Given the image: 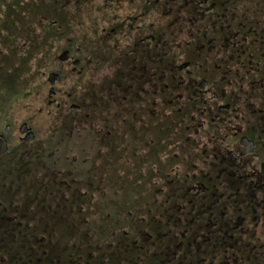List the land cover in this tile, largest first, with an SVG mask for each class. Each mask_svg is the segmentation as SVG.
Returning a JSON list of instances; mask_svg holds the SVG:
<instances>
[{
	"label": "flooded vegetation",
	"instance_id": "flooded-vegetation-1",
	"mask_svg": "<svg viewBox=\"0 0 264 264\" xmlns=\"http://www.w3.org/2000/svg\"><path fill=\"white\" fill-rule=\"evenodd\" d=\"M100 4L52 71L73 143L0 133V264H264V0Z\"/></svg>",
	"mask_w": 264,
	"mask_h": 264
},
{
	"label": "rangeland",
	"instance_id": "rangeland-1",
	"mask_svg": "<svg viewBox=\"0 0 264 264\" xmlns=\"http://www.w3.org/2000/svg\"><path fill=\"white\" fill-rule=\"evenodd\" d=\"M33 1L35 0H22L18 8H15L12 6L13 0H0V133L4 131L6 124H10L8 135L11 138V145L21 144L20 128L24 122H28L36 134V140L31 144L70 145L73 142L68 140L69 138L65 139L70 129L67 123V119L70 118L69 112L63 117L56 104H48L49 91L54 86V83L49 82L48 75L62 68L57 57L64 49L69 36L74 38L73 54L85 56L83 46L79 52L76 51V47L83 44L84 33L90 27L87 20L94 17V15L86 17V12L92 6L102 7L100 2L103 3V0H95L96 4L91 5L87 2L82 6H76V0H43L44 5L49 8L46 13L51 14L53 11L62 27L59 28L57 36L40 49L38 44L43 41V27L39 25L40 15L38 14L37 18L29 17L28 8ZM12 9L16 17L7 18V12H11ZM101 10V13H97L99 25L104 24L100 23V19L107 21L106 18H102L105 9ZM104 15L106 17L111 13L105 11ZM21 18L23 21L20 23L18 21ZM45 23H49V20H45L42 25ZM60 32L64 34L60 35ZM38 50L42 51L37 54ZM42 53L47 54L41 57ZM65 70L69 69L65 67ZM106 74L105 71H96L90 79L86 77L81 79L80 86L76 77L64 78L55 84L58 93L53 98L57 99L58 103L64 102L67 100V92L76 89L82 93L89 80L102 79ZM66 108L68 110L69 107ZM127 223L126 220L124 224Z\"/></svg>",
	"mask_w": 264,
	"mask_h": 264
},
{
	"label": "trees",
	"instance_id": "trees-1",
	"mask_svg": "<svg viewBox=\"0 0 264 264\" xmlns=\"http://www.w3.org/2000/svg\"><path fill=\"white\" fill-rule=\"evenodd\" d=\"M21 1L22 0H13L12 6L15 8H18L19 3ZM57 5H58V2L56 3V8H57ZM28 9H30V13H29L30 18H37V15L38 14L40 15L39 25H41L43 27V31H42L43 41L41 44H38L39 45L38 49H40V47L44 48L45 44L47 42H50V40L53 39L55 36H57V33H59V30H60L59 28L62 27L61 22H60L58 17L54 16L55 14L53 11L51 14L46 13L49 8L47 9L46 5H44L43 0L33 1L31 7H29ZM13 11H14V9L11 10L12 13L10 11L7 12L8 13L7 18H9V17L11 18L14 16L16 17L15 11L14 12ZM56 12H57V10H56ZM19 13L21 14L22 10H20ZM16 19H18V18H16ZM45 20H49V23H47V24L45 23L44 25H42ZM22 21H23V18H21V20L18 22L21 23ZM54 30H55V32H54ZM41 51L42 50H38L37 54H39ZM42 54H43V56L41 55V57H45V55L47 53H42Z\"/></svg>",
	"mask_w": 264,
	"mask_h": 264
},
{
	"label": "water",
	"instance_id": "water-1",
	"mask_svg": "<svg viewBox=\"0 0 264 264\" xmlns=\"http://www.w3.org/2000/svg\"><path fill=\"white\" fill-rule=\"evenodd\" d=\"M68 57H69V51H64V52L59 56V58H60L61 60H66ZM58 79H60V76H59V74L56 73V72H51V73L49 74V76H48V80H49V82H51V84L55 83L56 80H58ZM52 93H53V90L50 91V94H52ZM7 129H8V127H7ZM7 129H6V130H7ZM20 130H21L22 133H24V132L28 131L29 128L27 127V124L24 123V124L21 126ZM32 137H33V134H32V133H28V135L26 136V139H31ZM6 148H7V141H6L5 137H4V135H2L1 138H0V151L2 152V151H4Z\"/></svg>",
	"mask_w": 264,
	"mask_h": 264
}]
</instances>
